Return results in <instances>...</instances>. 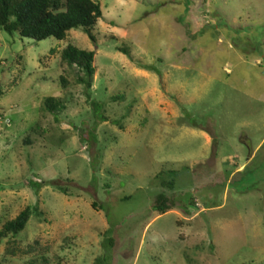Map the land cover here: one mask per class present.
Masks as SVG:
<instances>
[{
	"label": "rangeland",
	"instance_id": "1",
	"mask_svg": "<svg viewBox=\"0 0 264 264\" xmlns=\"http://www.w3.org/2000/svg\"><path fill=\"white\" fill-rule=\"evenodd\" d=\"M97 1L94 42L0 29V264H264V0Z\"/></svg>",
	"mask_w": 264,
	"mask_h": 264
},
{
	"label": "trees",
	"instance_id": "2",
	"mask_svg": "<svg viewBox=\"0 0 264 264\" xmlns=\"http://www.w3.org/2000/svg\"><path fill=\"white\" fill-rule=\"evenodd\" d=\"M101 16L100 6L97 0H0V29L7 33L16 32L21 37H28L33 40H40L48 36L62 39L69 29H80L88 38L94 42L95 37L91 28L95 21ZM125 53L124 50H120ZM60 60L69 68H75L77 75L76 82L82 84L84 88H89L92 80L94 67L92 65L93 52L91 50L77 48L71 44H66L59 53ZM61 84L64 78H59ZM43 107L54 112L61 107L59 100L52 96H46L42 100ZM168 178H161L162 170L158 171L154 177H158L160 185L170 188L172 186V174L174 170H167ZM34 187H39V182L30 181ZM46 184H51L60 192H65L64 185L47 180ZM126 197V196H125ZM93 205V203H92ZM150 208L157 213H162L170 208H179L186 215L188 210L185 205L173 200V196L162 191L157 192L150 203ZM33 208H22L13 218L6 220L0 228V237L6 233L15 234L21 230ZM37 240H33L36 243ZM106 241V242H105ZM110 237L105 236L102 245H110ZM10 252L12 249H8ZM100 263V259L95 258L93 264Z\"/></svg>",
	"mask_w": 264,
	"mask_h": 264
},
{
	"label": "crops",
	"instance_id": "3",
	"mask_svg": "<svg viewBox=\"0 0 264 264\" xmlns=\"http://www.w3.org/2000/svg\"><path fill=\"white\" fill-rule=\"evenodd\" d=\"M263 72H264V70H263ZM249 157H250V155H248V157H247L246 159H248ZM242 165H243V164H240L239 167L241 168ZM240 168H239V169H240Z\"/></svg>",
	"mask_w": 264,
	"mask_h": 264
}]
</instances>
